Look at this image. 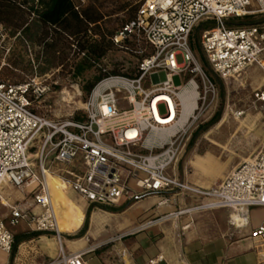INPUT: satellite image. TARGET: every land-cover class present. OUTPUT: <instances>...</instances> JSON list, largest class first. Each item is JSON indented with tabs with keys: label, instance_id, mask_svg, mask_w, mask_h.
I'll use <instances>...</instances> for the list:
<instances>
[{
	"label": "built area",
	"instance_id": "built-area-1",
	"mask_svg": "<svg viewBox=\"0 0 264 264\" xmlns=\"http://www.w3.org/2000/svg\"><path fill=\"white\" fill-rule=\"evenodd\" d=\"M254 1L256 6L250 8V0H142L134 17L113 37L115 43L134 39L149 48L148 52L141 47L135 50L140 55L137 74L102 77L77 118L71 113L54 119L39 110L50 85L38 77L22 82L0 78V185L36 183L33 199L40 208L32 212L19 203L9 206L7 221L0 216V252L8 254L13 246L8 225L24 220L36 231L54 233L59 241L57 253L37 264H85V251L65 252L61 232L55 228L46 175L56 170L89 205L132 203L150 195H159L163 204H173L176 196L189 193L212 200L176 209L164 218L206 206L228 207L230 224L247 225L249 208L264 207V141L250 159L208 189L184 186L176 171L188 127L197 117L195 111L203 108L209 93L211 99L216 95L215 85L192 47L194 29L201 22L211 24L200 31L198 44L217 77L239 76L253 63L264 69V59H259L264 50V22L241 27L226 23L229 18L264 13V0ZM178 54L181 62L176 60ZM160 71L163 80L157 77ZM182 74L186 79L175 85L172 77ZM185 88H194L197 96L195 108L182 122L179 93ZM118 93L123 94L127 107L117 106ZM252 95L254 106H264V87ZM243 112L235 110L233 115ZM250 235L264 250V219ZM147 264L167 262L159 253Z\"/></svg>",
	"mask_w": 264,
	"mask_h": 264
},
{
	"label": "crops",
	"instance_id": "crops-1",
	"mask_svg": "<svg viewBox=\"0 0 264 264\" xmlns=\"http://www.w3.org/2000/svg\"><path fill=\"white\" fill-rule=\"evenodd\" d=\"M259 59H264V50ZM229 80L232 83L244 82L248 88L246 97L252 101L253 91L264 87V69L253 63L239 76ZM235 110L239 109H230L232 115ZM244 112L243 118L237 119L243 121V127L249 126V142L238 153L234 163L251 158L264 141V122H261L260 112L253 114L249 109ZM221 118L205 133L206 136L219 132L227 122V116ZM255 120L258 128L253 129ZM223 166L225 170L221 171ZM235 166L225 173L228 165L217 161L211 153L193 154L186 160V167L191 168L192 172H185L183 180L200 189H208L218 184ZM50 174L52 202L58 227L62 231V248L65 252L85 251V264H147L149 258L159 253L163 254L167 264H264V250L259 241L250 235L251 230L264 219V207H250L249 222L240 227L230 224L231 209L228 207L202 208L164 218L167 213L176 209L203 202L204 197L189 193L176 196L177 201L173 204L136 205L139 200L132 204L121 202L109 205L108 207L120 209L110 211L102 208L103 206L89 205L69 188L57 170ZM216 176L218 180L215 179ZM35 186L36 183L28 186L2 183L0 216L7 221L9 206L14 203L38 212L40 208L33 199ZM150 196L154 197L155 204L160 201L159 195ZM27 202L29 205H26ZM88 209L87 228L83 235L77 236L75 233L81 229ZM148 217L153 219V223L143 225ZM8 228L13 234V252L12 249L8 254L0 252V262L37 264L41 259L52 257L58 251L59 241L54 234L36 231L24 220H19L15 226L8 225Z\"/></svg>",
	"mask_w": 264,
	"mask_h": 264
},
{
	"label": "rangeland",
	"instance_id": "rangeland-1",
	"mask_svg": "<svg viewBox=\"0 0 264 264\" xmlns=\"http://www.w3.org/2000/svg\"><path fill=\"white\" fill-rule=\"evenodd\" d=\"M23 1L24 0H16L15 3L27 14V9L32 3ZM141 2L142 0H75L77 5L81 7L90 5L101 13V29H103L104 32L112 33V41L114 35L118 33L122 26H124L125 21L129 20V15L134 12L136 5ZM250 2V8H254L256 6L255 1L250 0ZM28 16L30 19L35 15L30 13ZM252 19H258L263 23L264 13L255 14ZM18 34L19 31L8 22L0 21V77L15 82L24 81L30 77L36 76L41 81L49 84L50 91L42 97L39 110L54 119L67 118L71 113L75 116L83 113L84 106H82V104L87 99L89 93L85 94L81 90L82 81L72 79V77L67 74L66 70L61 66L45 73H39L37 71L38 69L35 68L36 60L34 57V54L39 50V47L30 42H24V44L21 45V41L18 39ZM140 44L143 45L141 48H144L146 52L149 51L147 46H144L143 43H138L134 39L127 40L124 43H115L113 41V46L107 52L101 64L107 69L115 67L121 72L133 73L137 60L139 59V54L136 53L135 50L140 47ZM196 51L200 58L203 57L201 49L198 48ZM72 53L73 49L70 52L69 57H71ZM39 60V62H41L42 59L40 58ZM176 60L177 62H181L182 56L178 54ZM13 63H17V67L13 68ZM204 66L207 76L215 85L216 95L211 99V94H208L203 108L198 113L195 111L197 117L188 127L186 134L188 139L185 142V146L181 151L177 163L176 173L180 180L185 178V172H192L191 168L186 167V160L193 154H203L205 152L211 153L217 161L228 165L225 173L233 166L239 164L237 162L234 163V160L238 157V153L244 150L245 144L249 142L250 130L249 126L248 128L246 126L243 127L241 125L243 121H238L237 119L243 118L245 112L234 118L230 109H249L254 112L253 114L260 112L262 117L261 122H264V106L259 104L254 106L252 101L246 97L248 88L244 82L240 84L238 81L232 83L229 79L223 80L211 71L209 65L205 64ZM85 75H89V73L86 72ZM157 77L160 80H163L165 78L164 72L160 71ZM185 79L186 76L184 74L174 75L172 77L175 85L182 84ZM65 90H68L72 95L70 103L63 100L65 95L63 91ZM116 96L118 107L125 108L128 106L122 93H118ZM217 110H220V118H225L227 116V122L220 128L217 134L206 136L205 133L212 128L215 124L214 123L206 131L200 132L190 144L189 141L193 132L199 125L208 121ZM254 128H258L257 120H255V122L253 121V129ZM254 154L255 153H253V155ZM52 155L53 153L50 157ZM31 160L34 161L32 156ZM58 166L59 164L56 162L53 165L54 168H57ZM193 166H195V164ZM82 170H84V168ZM220 170H225V166ZM217 177L218 176L215 178L216 180H218ZM130 184L132 185L133 183L130 182ZM23 202H25V199ZM27 203L26 205H29V202ZM155 203L156 201L154 197L147 196L141 199L136 205H158ZM146 220L153 219L148 217L145 221ZM77 233L78 231L75 235Z\"/></svg>",
	"mask_w": 264,
	"mask_h": 264
},
{
	"label": "trees",
	"instance_id": "trees-1",
	"mask_svg": "<svg viewBox=\"0 0 264 264\" xmlns=\"http://www.w3.org/2000/svg\"><path fill=\"white\" fill-rule=\"evenodd\" d=\"M15 1L0 0V21L8 22L19 31L18 39L21 41V45L24 42H30L39 47V50L34 54L35 68L38 69L39 73H45L61 66L72 79L82 81L81 90L85 94L90 93L93 86L107 74H124L128 76L137 74V63L133 73L121 72L115 67L107 69L101 64L107 52L113 46L112 33L104 32L101 29L102 15L93 6L81 7L78 5L76 8L75 0H24L23 2L32 3L26 14L16 5ZM139 5L140 3L136 5L134 12L129 15V20L134 17ZM30 13L35 16L29 19L28 15ZM253 16L229 18L226 23L230 27H241L261 22L258 19H252ZM210 25L208 22H201L195 27L192 47L200 49L198 44L199 33L203 28ZM139 46L143 47L142 44ZM72 49L73 53L69 57ZM138 56L140 58V55ZM40 58L42 59L41 62H39ZM200 59L204 65L207 64L204 56ZM16 65L17 63H13V68L17 67ZM86 72L89 75H85ZM65 91L69 92L68 90ZM74 117L77 118L78 115H74ZM219 118L220 110H217L208 121L198 126L193 132L189 143L191 144L200 132L206 131ZM102 208L110 211L120 210L108 206ZM89 211L88 209L85 213L84 223L77 236L83 235L87 228Z\"/></svg>",
	"mask_w": 264,
	"mask_h": 264
},
{
	"label": "bare ground",
	"instance_id": "bare-ground-1",
	"mask_svg": "<svg viewBox=\"0 0 264 264\" xmlns=\"http://www.w3.org/2000/svg\"><path fill=\"white\" fill-rule=\"evenodd\" d=\"M63 92L65 93V95L63 97V100H65V102H67V103H70L71 99H72V95L69 92H67V91H63ZM179 96H180L181 103H182L181 121L184 122V121H186L187 117L190 115L192 110L195 108V98L197 96V90H195L194 88H192V89L185 88V89L180 91ZM82 106H84V103L82 104ZM246 160H248V159H246ZM50 176H51V174L48 173L46 175V178H47V181H48V188H49V194H50V199H51V206H52L53 214H54V217H55V228H56V230L58 232H62V231H60V229L58 227L57 215H56V212H55V209H54V206H53V202H52V190H51V186H50ZM30 184H32V183L27 184V186L30 185ZM183 185L188 187V188H191V189L192 188H198V187L190 185L189 183H187L185 181H184ZM20 188H22V187H20ZM211 200H212V198L205 197L202 203H203V205H206ZM157 204L158 205H165V204L161 203V199H160V201ZM207 208H211V207H208V206L204 207V209H207ZM151 223H153V221L147 220V221H145V223L143 225H150Z\"/></svg>",
	"mask_w": 264,
	"mask_h": 264
}]
</instances>
